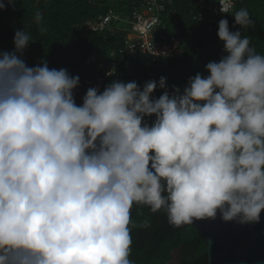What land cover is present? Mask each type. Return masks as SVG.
<instances>
[{
  "label": "clouds",
  "instance_id": "1",
  "mask_svg": "<svg viewBox=\"0 0 264 264\" xmlns=\"http://www.w3.org/2000/svg\"><path fill=\"white\" fill-rule=\"evenodd\" d=\"M15 2L0 0V10ZM219 3L222 13L232 6ZM232 16L233 27L253 26L247 9ZM217 36L225 55L183 90L170 92L163 76L143 88L113 79L77 105L79 76L46 60L28 66L33 41L15 31L13 51L0 53V264H134V204L175 228L218 215L260 222L264 55L227 19Z\"/></svg>",
  "mask_w": 264,
  "mask_h": 264
},
{
  "label": "trees",
  "instance_id": "2",
  "mask_svg": "<svg viewBox=\"0 0 264 264\" xmlns=\"http://www.w3.org/2000/svg\"><path fill=\"white\" fill-rule=\"evenodd\" d=\"M137 1L125 4L118 0H16L15 7L0 10V53L14 49L13 39L17 29H24L33 42L25 49L22 59L28 66L46 60L49 68H65L72 76H79L80 83L74 90L77 105L90 87L86 82L100 83L101 91L113 79L124 82L136 81L143 88L145 82L159 81L166 77L167 89L171 92L175 85L181 90L189 77L200 73L207 76V63L219 61L224 43L217 36L219 19L211 25L207 15L195 17V0H166L167 9L163 13L166 25V39L173 35L180 41L181 51L173 56H158L156 59L147 51L138 50L121 58L120 53L112 56L111 51L119 50L132 33L129 26L115 30L102 25L99 14L110 7L118 12L129 10ZM247 9L253 26L240 29L235 24L236 11ZM37 12L41 19L36 20ZM129 12V11H128ZM230 31L240 30L250 40L257 54L264 55V0H241L234 10L224 15ZM119 21L112 22L120 25ZM118 23V24H117ZM113 57L118 60L116 75L105 76ZM106 65L101 66V62ZM163 89L153 93L158 98ZM149 123L155 117L146 118ZM147 222L148 226H145ZM132 236V250L129 259L134 264H169L175 257L178 264H204L207 244L193 225L175 228L167 221L166 213H151L147 206L134 204L129 225Z\"/></svg>",
  "mask_w": 264,
  "mask_h": 264
},
{
  "label": "built area",
  "instance_id": "3",
  "mask_svg": "<svg viewBox=\"0 0 264 264\" xmlns=\"http://www.w3.org/2000/svg\"><path fill=\"white\" fill-rule=\"evenodd\" d=\"M125 2V4L131 2V0H118ZM137 1L131 8V5H127L129 10L118 12L115 8L110 7L106 13L99 14V19L102 25H108L109 29L115 30L120 29L123 26L113 25L112 22H117L119 19L128 23L130 33L127 36L126 44L116 50L111 51V55L114 56L120 53L121 58L135 53L138 50L147 51L154 55L153 51L158 53H168L167 56H173L181 51L180 41L177 37L171 36L170 40H167L165 32L166 25L163 24V13L167 9L166 0H135ZM241 0H230L231 7L226 8V13L221 12L220 0H195L197 6V15L195 17H203L207 15L211 25L215 24L219 19L224 18V15L234 10L237 3ZM227 3L228 0H225ZM129 11V12H128ZM156 20V24L151 22ZM118 24V23H117ZM143 28V31L140 29ZM136 34V35H133ZM163 56V55H161ZM158 56H153L156 59ZM118 64V60L113 57L112 63L109 69L115 67ZM101 66L106 65L105 62L100 63ZM109 69L106 71L108 72ZM106 75L101 78V81L105 79ZM86 82L90 87L99 85L100 83H93L90 79Z\"/></svg>",
  "mask_w": 264,
  "mask_h": 264
},
{
  "label": "water",
  "instance_id": "4",
  "mask_svg": "<svg viewBox=\"0 0 264 264\" xmlns=\"http://www.w3.org/2000/svg\"><path fill=\"white\" fill-rule=\"evenodd\" d=\"M190 225L207 244L204 264H264V211L256 224L224 222L218 215Z\"/></svg>",
  "mask_w": 264,
  "mask_h": 264
},
{
  "label": "rangeland",
  "instance_id": "5",
  "mask_svg": "<svg viewBox=\"0 0 264 264\" xmlns=\"http://www.w3.org/2000/svg\"><path fill=\"white\" fill-rule=\"evenodd\" d=\"M119 24H120V26H128L129 24L128 23H126V21H124V20H121L120 22H119ZM133 35H136V34H133ZM176 258H173L170 262H169V264H176Z\"/></svg>",
  "mask_w": 264,
  "mask_h": 264
},
{
  "label": "flooded vegetation",
  "instance_id": "6",
  "mask_svg": "<svg viewBox=\"0 0 264 264\" xmlns=\"http://www.w3.org/2000/svg\"><path fill=\"white\" fill-rule=\"evenodd\" d=\"M174 258H176V264H178L179 262H180V258L178 257V255L177 254H175V257Z\"/></svg>",
  "mask_w": 264,
  "mask_h": 264
}]
</instances>
